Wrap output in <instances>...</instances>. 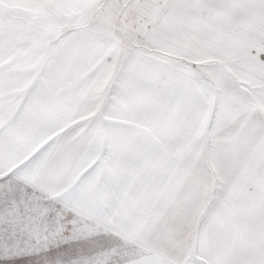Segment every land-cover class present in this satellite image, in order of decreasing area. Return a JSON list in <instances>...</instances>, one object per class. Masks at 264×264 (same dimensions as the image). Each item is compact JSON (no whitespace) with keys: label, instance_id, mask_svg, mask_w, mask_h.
Returning <instances> with one entry per match:
<instances>
[{"label":"snow or ice","instance_id":"6c2138e0","mask_svg":"<svg viewBox=\"0 0 264 264\" xmlns=\"http://www.w3.org/2000/svg\"><path fill=\"white\" fill-rule=\"evenodd\" d=\"M0 264H264V0H0Z\"/></svg>","mask_w":264,"mask_h":264}]
</instances>
